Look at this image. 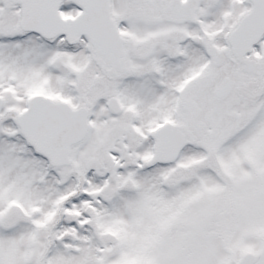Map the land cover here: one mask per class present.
<instances>
[{"label":"snow or ice","instance_id":"1","mask_svg":"<svg viewBox=\"0 0 264 264\" xmlns=\"http://www.w3.org/2000/svg\"><path fill=\"white\" fill-rule=\"evenodd\" d=\"M0 264H264V0H0Z\"/></svg>","mask_w":264,"mask_h":264}]
</instances>
